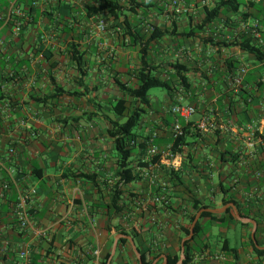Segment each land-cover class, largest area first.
Masks as SVG:
<instances>
[{
  "label": "crops",
  "instance_id": "obj_1",
  "mask_svg": "<svg viewBox=\"0 0 264 264\" xmlns=\"http://www.w3.org/2000/svg\"><path fill=\"white\" fill-rule=\"evenodd\" d=\"M172 1L137 0L147 3L148 11L142 12L146 6L137 13L126 11L134 30L145 32L152 25L167 34L148 55L159 67L158 76L172 74L168 64L175 62L190 70L186 86L165 95L161 108L146 109L139 126L144 135L137 142L154 132V144L165 150L177 122L198 129L206 118L212 127L194 134L193 144L182 147L167 165L146 164L148 146L136 149L131 167L139 179L121 188L119 204L128 205L122 215L107 210L118 184L107 119H113L110 103L122 98L114 80L131 85L130 60L138 58V49L122 36V19L112 21L106 13L88 16L87 10L109 3L123 10L136 7L131 0H0V264H101L119 230L137 235L133 241L146 260L151 259L148 249L174 255L194 200L219 208L224 198H233L241 212L264 219V88L255 92L245 113L239 99L245 75L237 83L238 71L230 76L224 62L236 59L240 69L258 76L264 67L238 49L203 45L208 37L231 40L238 31L236 20L221 19L195 38H184L217 0ZM246 2L257 6L245 9L251 15L247 22L258 21L264 33V0ZM176 8L186 12L178 15ZM71 49L82 56V67L70 60ZM176 104L193 106L195 113L188 120L176 118L170 112ZM248 127L255 131L253 137ZM171 162L178 167L171 168ZM163 182L169 187L166 207L151 201ZM21 197L31 219L25 230L14 216ZM202 223L210 224L207 219ZM224 226L234 228L235 223H212L205 250L193 264L233 263L222 251L225 242L233 248L223 237ZM214 229L223 240L212 246ZM250 232L242 228L239 264H259L248 246ZM131 252L130 245L117 244L110 264H135Z\"/></svg>",
  "mask_w": 264,
  "mask_h": 264
},
{
  "label": "trees",
  "instance_id": "obj_2",
  "mask_svg": "<svg viewBox=\"0 0 264 264\" xmlns=\"http://www.w3.org/2000/svg\"><path fill=\"white\" fill-rule=\"evenodd\" d=\"M247 0H217L215 6L211 9L204 10V18L200 25L198 26H189V28L184 32L183 36L185 39H193L196 34H199L203 31L204 28L215 25L217 22H220L221 19L225 21L238 22L237 26L241 22H247V19L251 17L250 14L245 13V9H255L257 6L253 3L247 5ZM147 3L139 4L137 0H131V7H136V10H123L114 6L113 4H105L98 6L96 8H89L87 10L88 16L108 14V17L112 21H117L122 19L120 27L123 30V37H128V45L131 48L138 49V61L139 65L132 70L131 76L133 78V85L123 82L121 80L115 79L114 84L117 87L118 91L121 93L122 98L114 100L110 103L109 113L113 119H107L109 125L108 136L112 139L113 149L117 158L116 167L118 172L116 174L118 178V184L112 190V200L111 203L107 206V210H110L113 214H125L126 209L128 208L127 204L121 203L123 199V191L121 188L130 183L135 182L139 179L138 174L133 172L131 167L132 157L134 155L133 150L140 149L145 151L147 148L148 140L151 134L141 142H137L141 136L135 134V129L139 128L143 116L146 114V109L150 107V99L148 92L151 89L158 88L166 92L167 95L171 96V93L176 91V87H184L187 83L186 74L190 72L189 68L186 65L180 64L179 62L168 64L169 68L172 71V74H168L166 78H161L157 75L159 70L158 66H155L152 62V59L148 56L153 44L159 43L167 34L162 32L156 26H148L144 32L142 29L134 30L127 21V13L136 12L138 8H144L143 13L148 11ZM137 13V12H136ZM191 18V17H190ZM231 19V20H230ZM191 20V19H190ZM176 29V28H175ZM176 30H172L175 35ZM261 33V31H260ZM172 36V34L170 33ZM262 42H264V33H261ZM122 45H124L122 43ZM203 45H211L216 47H225L238 49L246 56L252 58L255 64L264 67V45H260L251 34L246 32L237 31L236 35L231 39H217L216 41L212 37H208L203 41ZM72 47V46H71ZM75 49V47L73 48ZM72 50V49H71ZM71 52L70 60L75 63V65L80 68L83 66L82 56L77 55V52ZM239 61L233 58H229L224 62V66L227 69V72L230 76H235L236 72L240 71ZM257 72L253 70H247L245 74V79L240 83L239 99L245 102V113L248 110V107L253 105L256 96L255 92L261 91L264 88V75L258 76ZM239 77V74L236 75V78ZM177 85V86H176ZM65 93V91H63ZM247 122L245 117V123ZM181 126V135L174 137L172 136V142L170 145L171 152L176 154H181V148L184 146L192 145L193 141L191 137L197 132L198 129L193 128L191 123H184L183 120L180 121ZM140 141V140H139ZM160 161V155L150 157L149 162L146 164H158ZM145 164V165H146ZM173 177L180 181V176L175 174ZM223 189V188H222ZM225 190H223L224 192ZM233 203L240 215L244 218H250L254 220L257 224V229L255 232V240L257 246L254 245L250 238V233L248 235V246L251 249V252L259 260V264L264 263V250L258 249L257 247H264V219H258L250 216L249 214L241 212L238 203L233 198H224L221 202V206L226 204ZM161 206L166 205L164 203L160 204ZM191 213L186 216V226L182 230V236L178 240V246L176 253H151V250L147 251L151 254V259H144V252H141L137 247L138 252L142 258V264H152L153 261L159 259L157 264H162V255L166 258V264H176L179 259L180 254V242L181 240L188 236L189 226L192 223L195 214L201 209H214L216 206L210 204H204L198 200L191 202ZM207 219L210 224H207L208 229L206 230L205 225H203V220ZM230 221L234 223H239L235 220L231 210H227L221 215H213L210 213H203L197 222L194 228V235L190 241L185 243V260L182 264H193L196 254H201L205 250V235L208 234V230L212 223L226 224ZM243 227L251 229L250 224H241ZM225 228V226H224ZM118 234L130 236L133 240H136L137 235L130 233L124 230H119ZM226 245L222 247V251L227 253L230 256L233 263L239 264V258L237 255V250L235 248H228L227 242ZM118 245L129 246V243L125 239H120ZM198 246V249L195 248ZM135 264H138V261L135 255L131 252ZM110 254L107 253L103 262L101 264H106Z\"/></svg>",
  "mask_w": 264,
  "mask_h": 264
},
{
  "label": "built area",
  "instance_id": "obj_3",
  "mask_svg": "<svg viewBox=\"0 0 264 264\" xmlns=\"http://www.w3.org/2000/svg\"><path fill=\"white\" fill-rule=\"evenodd\" d=\"M33 2H35V0H33ZM172 4L177 5V1L173 0ZM174 12L176 14L180 15V14H184L186 12V10H184L182 8H176L174 10ZM100 28L103 30L104 29L103 25H101ZM19 31H20V25H16L14 27V30H13L14 34L17 35ZM238 31L239 32L242 31V32H246V33L251 34L253 36V38L260 45H264V42H262V39H261L260 25H259L258 21L255 20L252 23L241 22L239 24ZM44 38H45L44 36H40V40H43ZM246 72H247L246 67L240 69L239 79L236 80L237 83H239L241 81V79L246 74ZM170 112L176 118L188 120L195 113V108L193 106H190V105L176 104L171 108ZM211 127H212V124L210 122H208V120L206 118H202V120L197 125V128L200 131H206ZM256 130L258 131V129H256ZM172 131H173L174 137L181 135V126L178 122L175 123ZM247 132H248V134H250L251 137H253L255 134V131L253 130L252 127H248ZM34 135L35 134H33V133L31 134L32 137H34ZM156 136H157V134L154 132L151 134V136L147 142V144H148L147 154L150 157L160 155V161H159L158 165H161V162H163V164L167 165L168 161H170V160L172 161V159H174L175 155L171 152L170 147L166 148L165 150H160L154 144V140H155ZM250 146H253V144L251 143ZM9 151L11 153L13 152V150H9ZM170 165H171V168H173V169H176L178 167V166L172 165V162L170 163ZM158 187H159V194L156 196H153L151 198V201L153 204L164 203L165 205H167V203H168L167 195L169 193V187L165 182L161 183ZM3 188L8 189V185L4 184ZM143 211H146V209H143ZM14 216H15L17 225L20 229L25 230V229L30 227V225H31L30 213H29V208H28V205H27L25 198L21 197L20 202L16 206ZM22 256L24 257L25 253H23ZM214 259H218V258L216 257Z\"/></svg>",
  "mask_w": 264,
  "mask_h": 264
},
{
  "label": "water",
  "instance_id": "obj_4",
  "mask_svg": "<svg viewBox=\"0 0 264 264\" xmlns=\"http://www.w3.org/2000/svg\"><path fill=\"white\" fill-rule=\"evenodd\" d=\"M227 210H231V212L233 213V216H234V218H235V220L237 222H239L241 224H250L251 225L250 238H251L252 242L254 243V245L257 246L256 240H255V232H256V229H257L256 222L254 220L250 219V218L242 217L240 215L237 207L233 203H229V204H226L224 206H221L219 208H214V209H201L195 214L194 219H193L192 223L189 226V234H188V236L184 237L181 240V242H180V254H179V259H178L176 264H182V262L185 260V254H184L185 243L187 241H190L193 238L194 228H195L197 222L199 221L201 215L203 213H210V214H213V215H221V214L225 213ZM120 239H125V240L128 241V243H129V245H130V247H131V249H132V251H133V253H134V255H135L136 259H137V261H138V264H142L141 255L138 252L133 239L130 236H125V235H121V234L116 235L114 237L112 249H111V252H110V256H109L106 264H110L114 254L116 252L118 241ZM257 248L261 249V250H264V247H257ZM162 260H163L162 264H166L165 256L162 257ZM157 262H158V260H156L152 264H156Z\"/></svg>",
  "mask_w": 264,
  "mask_h": 264
},
{
  "label": "rangeland",
  "instance_id": "obj_5",
  "mask_svg": "<svg viewBox=\"0 0 264 264\" xmlns=\"http://www.w3.org/2000/svg\"><path fill=\"white\" fill-rule=\"evenodd\" d=\"M105 21H107V20L105 19ZM177 60L178 59H173V61H177ZM181 60H183V58H181ZM130 62H131L130 64H132V66H133V69H135L139 65L138 58L132 57ZM133 69H130V70H133ZM131 85H133V81L131 82ZM165 95H167L166 92L161 90V89H158V88H154V89L149 90L148 96L152 102L150 105L152 107V109L156 110V109L161 108V106L163 105V97ZM155 114L156 113H154L152 116H154ZM134 132L137 136H143L144 135V131H142L141 128L135 129ZM133 152H135V149L133 150ZM159 179H161V178H159ZM205 227L207 230L208 229L207 225H205ZM242 228H243V226L240 225L239 223H235L234 228H226V227L224 228L223 237L227 238L231 247H233L235 249H240L243 247V241H242V237H241ZM216 230L217 229H214L215 237L210 240V244L212 246L219 244L223 240L222 236H220L219 232H217ZM195 248L198 249V246H195Z\"/></svg>",
  "mask_w": 264,
  "mask_h": 264
}]
</instances>
